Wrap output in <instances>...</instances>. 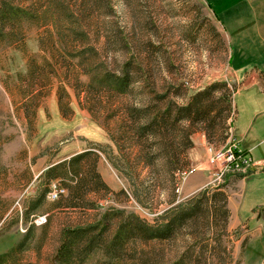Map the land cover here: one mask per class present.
I'll list each match as a JSON object with an SVG mask.
<instances>
[{
	"label": "rangeland",
	"instance_id": "1",
	"mask_svg": "<svg viewBox=\"0 0 264 264\" xmlns=\"http://www.w3.org/2000/svg\"><path fill=\"white\" fill-rule=\"evenodd\" d=\"M60 1L62 8L68 7L73 12L72 20H67L62 9H57L56 13L49 12L47 0H42L43 9L52 16L44 22L35 19L25 23L23 43V37L18 36L11 38L10 45L0 43V255L21 242L30 231L24 247L2 264H51L63 226L96 223L104 213L118 210L125 215L135 214L153 224L165 209L171 207L168 204L172 197L171 187L164 175L158 178L159 184L150 187L148 196L140 188L141 183L152 184L149 177L151 169L143 164L135 166L133 158L135 154H140L139 148L131 151L129 142L122 140L123 133L119 128L122 113L108 119L115 106L106 111H94L92 116L86 110L83 93L79 103L76 91L66 87L69 109L64 97L60 111L57 88L61 83L55 78L51 86L37 95V99L34 95L30 96L31 100L32 97L36 100L32 104L22 96L31 93L26 89L28 82H20V75L26 74L32 62H41L39 40L45 37L46 29H51V24L57 27V33L56 30L54 32L56 38L60 34L70 36L72 30L83 31L85 35L80 43L97 50L100 62L105 63L111 71L115 72L118 66L127 61L132 62L136 71L132 77L136 84L131 86L130 95L121 97L124 103L143 100L144 95L151 93L152 89L155 95L167 92L170 99L184 105L193 92L209 84L219 82L226 85L230 92V117L226 122L225 139L218 141L213 138L208 142L200 132L191 135L193 146L188 150L187 157L193 160V165L185 176L178 175L173 193L182 197L186 178L198 165L204 168L207 181L195 194L178 197L173 205L196 198L204 190H208L210 196L219 186H224L221 189L228 201V195L236 191L239 179L234 181L231 177L225 181L224 176L228 173L220 179L215 178L216 167L208 162L207 149H220L235 138V106L238 113L235 126L239 131L248 124L251 110L257 112L264 109L263 93L250 81L244 82L245 90L234 97L239 83L233 79L229 64L234 65L243 59L246 63L251 54L243 56L235 50L231 61L229 34L202 0ZM226 27L231 29L229 24ZM254 66L248 65L249 68ZM80 80L88 83L89 78L83 75ZM137 80H143L144 85L148 83L151 87L140 85ZM28 84L33 94L39 93L37 85ZM219 94V91L215 93ZM258 124L259 121L256 122ZM103 125L116 138L121 152L108 139ZM201 139L205 140L204 144ZM260 139L264 140V131L259 133L257 140ZM91 142L111 146V150L106 148L105 152L113 159L109 160L108 155L107 158L99 155L97 163V171L110 192L100 189L97 193H89L84 203L76 202L75 207H69L73 205L64 199L68 194L64 183L45 174L51 167L87 150ZM249 168L244 172L229 173L244 174ZM135 184L139 185L138 190ZM246 185L240 206V215L244 220H247L250 209H258L264 204V179L258 178ZM54 187L64 190L55 200L47 195ZM45 189L47 194L43 203L27 214L31 204L40 199V193ZM261 212L263 217L261 209L257 210L255 217ZM42 216H45V224L36 226L35 219ZM117 221V217H113L110 229L115 227ZM260 222L264 223V217ZM256 225L257 220L248 224L250 229ZM244 229L230 224L228 219L226 233L212 227L208 232L200 231L195 237L182 232L171 241H153L149 244L154 256L152 264L174 263L184 256L192 244L199 254L198 264H240L241 241L238 238L243 235ZM253 235L255 237L247 249L243 264H254L264 252V245L255 233ZM140 254V242L130 240L118 256H110L97 247L79 264H137Z\"/></svg>",
	"mask_w": 264,
	"mask_h": 264
},
{
	"label": "trees",
	"instance_id": "2",
	"mask_svg": "<svg viewBox=\"0 0 264 264\" xmlns=\"http://www.w3.org/2000/svg\"><path fill=\"white\" fill-rule=\"evenodd\" d=\"M41 2L42 0H0V43L10 45L11 38L17 36L23 37L21 39L23 43L24 24L35 19L44 22L52 16L48 15V11L56 13L57 9H62L67 20H72L73 12L68 7L62 8L60 0H47L48 11L43 9ZM54 18L57 17L54 15ZM51 25V29L45 31L47 35L39 40L41 62H32L26 74L20 75L22 76L20 82L31 83V86L37 85L39 88L36 90H39V93L33 94L27 83L26 89L31 94H22L24 99H29L28 103L32 104L34 98L37 99L41 91L51 86V81L55 78L61 83L57 88L60 111L63 108L64 97L67 98L65 105L68 107L69 96L66 87H72L76 91L78 102L83 93L86 110L92 116L94 111H106L115 106L108 119L111 120L122 113L123 118L119 125L123 133L122 140L129 142L131 151L139 148L140 154H135L133 158L135 166L143 164L151 169L149 177L152 184L141 183L140 188L148 196L150 187L159 184L158 178L162 174L170 184L172 194L168 201L171 207L153 224L135 214L125 215L123 211L118 210L104 213L96 223L63 226L51 264H79L97 247L115 257L130 240H138L142 246V254L137 264H152L154 256L149 244L153 241H171L176 234L182 232L195 237L200 231L208 232L212 227L226 233L230 213L227 208V196L221 189L224 186L216 188L217 190L210 196L207 194L208 190H204L196 198L173 205L178 200L173 193L177 187L178 175L191 169L187 157L188 150L193 146L191 135L200 132L208 142L213 138H217L218 141L225 139L226 122L230 117V92L226 85L219 82L209 84L193 92L184 105L170 99L167 92L158 96L152 89L151 93L144 95L145 99L124 103L121 97L130 95L131 86L136 84L132 77L136 72L132 62L127 61L118 66L115 72L111 71L105 63L100 62L97 50L80 43L82 36L85 35L83 31L72 30L70 36L60 34L56 38L54 32L56 30L57 33V27ZM83 75L89 78L88 83L81 82L80 77ZM137 83L144 85L143 80H137ZM144 86L151 87L148 83ZM217 91L220 92L219 95H215ZM31 95H34L32 100ZM102 128L108 139L121 152L118 141L110 134L107 126L103 125ZM89 145L87 150L51 167L45 174L64 183L65 190L68 191L64 199L73 205L69 207H75L76 202L84 203L89 193H97L100 189L110 192L97 171V163L99 155L106 158L108 155L109 160L113 159L105 152L106 148L111 150V146L92 142ZM242 155H245L244 151ZM246 174L247 172L228 173L224 177L225 181L231 177L235 181L242 179ZM138 187L139 185L135 186L136 190ZM46 194L45 189L40 193V199L31 204L27 214L39 208ZM113 217H117L118 221L111 230ZM29 234L28 230L21 242L0 255V264L24 247ZM189 248L184 256L171 264H198L199 254L196 247L192 244Z\"/></svg>",
	"mask_w": 264,
	"mask_h": 264
},
{
	"label": "crops",
	"instance_id": "3",
	"mask_svg": "<svg viewBox=\"0 0 264 264\" xmlns=\"http://www.w3.org/2000/svg\"><path fill=\"white\" fill-rule=\"evenodd\" d=\"M207 8L212 13L215 20L223 25V28L229 34V58L233 62L235 50H238L240 55L251 54L247 58L248 61L238 60L234 65H230L232 70V77L239 83L235 96H238L245 89L244 82H252L257 90L263 93L264 96V0H202ZM226 24L231 26L228 30ZM248 27V28H247ZM222 28V30H223ZM224 31V30H223ZM225 33V32H224ZM241 57V56H240ZM243 58V57H241ZM253 58V59H252ZM229 60V59H228ZM251 60V61H250ZM249 66L255 65L253 68ZM235 66V67H234ZM235 106V105H234ZM235 119H234V136L238 143L239 148L245 152V155L252 161V166L247 170V174L237 181V189L233 194L228 195L227 206L230 212L229 223L236 226L245 228L238 240L241 241V261L243 264L247 249L255 235L264 245V223L260 222L261 213L255 217L258 209H261L264 214V204L257 208H252L247 213V220L242 219L241 201L243 199V192L246 191L248 182L264 179V140H257L259 133L264 131V109L254 112L250 111L249 121L244 129L240 131L236 128L238 113L235 106ZM254 112V113H253ZM259 124L256 125V122ZM202 138V137H201ZM201 143H205L201 139ZM190 164L193 165V160L189 159ZM188 175L185 185L182 190V197L186 198L195 194L204 183L207 181V176L202 168L198 165ZM253 184V183H252ZM264 190V185L262 187ZM166 210V209H165ZM257 220V225L254 229H250L249 222ZM254 264H264V252L259 256Z\"/></svg>",
	"mask_w": 264,
	"mask_h": 264
},
{
	"label": "built area",
	"instance_id": "4",
	"mask_svg": "<svg viewBox=\"0 0 264 264\" xmlns=\"http://www.w3.org/2000/svg\"><path fill=\"white\" fill-rule=\"evenodd\" d=\"M232 135V128L229 129ZM208 162L215 166L214 176L217 179H220L225 173L242 171L244 172L246 168L252 166V161L246 155H242V150L239 148L235 138H231L230 141L222 148L213 150L208 148ZM188 172H182L181 176H185ZM64 190L61 188L54 187L48 192V198L55 200L59 193H62ZM45 216L38 217L35 219L34 224L40 226L45 224Z\"/></svg>",
	"mask_w": 264,
	"mask_h": 264
}]
</instances>
